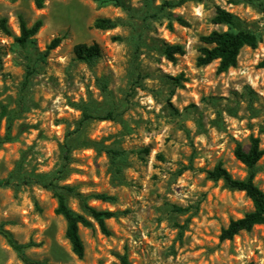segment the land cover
Masks as SVG:
<instances>
[{
    "label": "rangeland",
    "instance_id": "374dc122",
    "mask_svg": "<svg viewBox=\"0 0 264 264\" xmlns=\"http://www.w3.org/2000/svg\"><path fill=\"white\" fill-rule=\"evenodd\" d=\"M176 1L45 0L36 9L32 0H0V18L12 34L0 31V137L9 124L11 136L0 146V228L28 245L30 259L117 264L114 255L125 252L131 264H264L263 225L220 241L221 229L252 203L208 178L218 163L234 178H246L236 144L247 150L253 137L264 149V0L162 6ZM216 7L260 40L220 74L216 61L196 65L200 38L227 29L212 23ZM19 15L28 27L42 20L22 46L14 40ZM98 18L118 25L95 29ZM54 38L59 45L48 49ZM91 43L101 49L92 69L73 53L75 45ZM165 45L185 53L171 62ZM108 112L111 121L84 118ZM107 149L117 153L116 174ZM62 168L58 185L115 197L113 204L88 200L118 214L106 221L109 236L96 225L79 227L81 259L64 236L56 199L41 186ZM254 182L264 193V155ZM67 202L82 213L73 194ZM0 264H23L1 234Z\"/></svg>",
    "mask_w": 264,
    "mask_h": 264
},
{
    "label": "trees",
    "instance_id": "16d2710c",
    "mask_svg": "<svg viewBox=\"0 0 264 264\" xmlns=\"http://www.w3.org/2000/svg\"><path fill=\"white\" fill-rule=\"evenodd\" d=\"M32 1L36 9L43 8L45 0ZM192 1L200 2L201 0H177L174 3L165 2L162 6L172 8ZM176 21L180 25L185 24L181 18H177ZM211 21L214 25L225 26L227 29L225 31L213 30L208 35L200 38L202 46L198 49L199 54L196 58V65L204 66L216 61L217 73H225L230 68L236 67L237 58L242 48L249 47L254 49L257 47L260 40L254 32L248 29L238 28L237 18L220 7H216L215 14ZM117 25L116 21L106 18H98L93 22V28L103 31L114 29ZM41 27V19H37L30 27H28L24 19L19 15V35L14 37L15 42L21 46L24 45L38 33ZM0 31L6 36L12 35L7 26V20L4 17L0 18ZM59 43L60 38H54L50 42L48 49L57 47ZM73 53L78 62L83 63L88 68L92 69L96 66L101 56V49L97 43L77 44L73 48ZM184 53V49L180 45H165L163 48V54L171 62L176 61L175 55H184ZM259 67H264V61L259 64ZM84 118L95 119L97 121H111L113 120V115L110 112L105 115L96 116H90L84 113ZM9 131L10 124L7 126L4 136L0 137V146L11 141ZM106 153L111 160V166L115 169L114 173L116 174L119 171L114 164V159L117 156V153L110 149H107ZM263 155L264 149L260 147L258 138L251 137L250 145L247 150H245L240 144H236L234 148L235 158L247 169L246 178H234L220 163H218L212 171L208 172V178L210 180H221L229 189L243 192L252 203L251 211L245 213L239 219L230 220L228 225L221 229L219 235L220 241H230L241 232L251 231L254 226H264V193L254 182L255 167ZM65 160H68V156H65ZM62 171L63 168L47 183H41V186L50 190L56 199L57 207L55 213L61 216L65 221L64 236L70 245L72 253L81 259L84 254V245L79 235V227L81 226L83 228L92 229L94 225H96L102 235L109 236L110 231L106 221L114 218L118 214V212L115 211L98 210L93 208L88 205V200L94 199L113 204L115 202V197L104 193L82 195L75 192L74 188L71 186H60L57 184V181L60 179ZM113 178L118 179V175H113ZM0 185H2L1 182ZM68 194H73L78 199L82 213H76L70 209L67 202ZM0 234L6 239L8 245L16 253L18 259L23 264H47L27 257L24 250L28 245H19L15 243L10 235L1 228ZM114 256L117 260V264H131L125 252L116 253Z\"/></svg>",
    "mask_w": 264,
    "mask_h": 264
}]
</instances>
